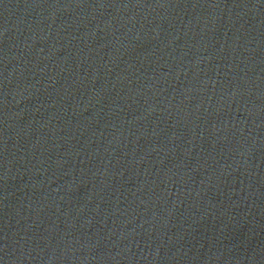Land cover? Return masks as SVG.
<instances>
[{
	"label": "water",
	"instance_id": "obj_1",
	"mask_svg": "<svg viewBox=\"0 0 264 264\" xmlns=\"http://www.w3.org/2000/svg\"><path fill=\"white\" fill-rule=\"evenodd\" d=\"M0 264H264V0H0Z\"/></svg>",
	"mask_w": 264,
	"mask_h": 264
}]
</instances>
